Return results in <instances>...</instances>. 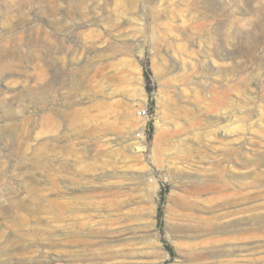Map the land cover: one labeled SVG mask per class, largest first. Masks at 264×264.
<instances>
[{"label":"rangeland","instance_id":"rangeland-1","mask_svg":"<svg viewBox=\"0 0 264 264\" xmlns=\"http://www.w3.org/2000/svg\"><path fill=\"white\" fill-rule=\"evenodd\" d=\"M217 161L264 188V0H0V264H264Z\"/></svg>","mask_w":264,"mask_h":264},{"label":"bare ground","instance_id":"bare-ground-1","mask_svg":"<svg viewBox=\"0 0 264 264\" xmlns=\"http://www.w3.org/2000/svg\"><path fill=\"white\" fill-rule=\"evenodd\" d=\"M214 167L219 174L215 177V179L212 178V181L198 182L199 184H196L193 187L194 194H201L207 191H216L221 193L209 202L210 205L207 207V210L211 213V215L200 220L201 229L209 234L218 232L220 235L227 236L226 234H229V230H232L231 228H233L237 231L236 235H239L238 237L241 235V238L238 239L243 240V242L257 238V235L261 233L264 234V202H259L260 199L264 198V188H259L256 181L242 183L241 186L229 182L230 180H226L227 178L225 179L223 176L227 168L223 165L222 161H217L214 164ZM243 189L244 191H242ZM229 190L231 191L224 193ZM241 203L244 206L239 209L222 213L216 212L222 207L226 208L228 206L239 205ZM50 204L60 211L63 209V206L67 204V202L63 200L52 201ZM59 215L60 214H58L57 217H59ZM230 217L233 218L231 219ZM228 218L230 219L224 221ZM221 219L224 222H221ZM215 238L211 240L209 239L210 242H208V244L211 246L210 252L216 255H222L232 251L231 249L233 248L224 246L226 243L231 242L232 238L230 236L226 238ZM253 248L254 246L239 247L237 250L235 249L233 254L239 253L238 256L245 257L247 254L244 252L251 251Z\"/></svg>","mask_w":264,"mask_h":264},{"label":"built area","instance_id":"built-area-1","mask_svg":"<svg viewBox=\"0 0 264 264\" xmlns=\"http://www.w3.org/2000/svg\"><path fill=\"white\" fill-rule=\"evenodd\" d=\"M140 115H142L143 117L148 118L150 116V113L148 112L147 109H144L143 111H141Z\"/></svg>","mask_w":264,"mask_h":264}]
</instances>
